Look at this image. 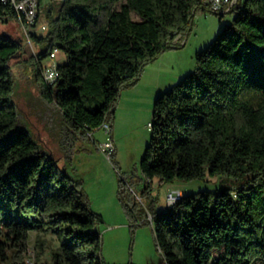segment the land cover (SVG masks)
I'll return each mask as SVG.
<instances>
[{
	"label": "trees",
	"instance_id": "16d2710c",
	"mask_svg": "<svg viewBox=\"0 0 264 264\" xmlns=\"http://www.w3.org/2000/svg\"><path fill=\"white\" fill-rule=\"evenodd\" d=\"M200 9H207L203 0H63L47 13L43 35L36 32L38 15L30 32L37 51L25 60V43L0 34V264H26L31 232L38 233V262L46 251L41 236L50 235L59 243L51 264H107L103 220L83 181L62 170L19 119L12 62L20 58L73 140H93L104 124L112 135L121 94L139 82L147 64L189 36ZM230 14L232 21L196 53V70L156 97L141 177L119 179L128 219L152 225L165 264L264 262V0H238ZM12 20L20 24L0 2V22ZM55 48L67 60L58 62L59 77L49 85L42 62ZM207 176L237 184L182 193L164 213L138 200L151 197L156 179Z\"/></svg>",
	"mask_w": 264,
	"mask_h": 264
},
{
	"label": "rangeland",
	"instance_id": "374dc122",
	"mask_svg": "<svg viewBox=\"0 0 264 264\" xmlns=\"http://www.w3.org/2000/svg\"><path fill=\"white\" fill-rule=\"evenodd\" d=\"M63 0H41L38 34L40 27L48 24L47 13L51 8L57 9ZM124 3H120L118 8ZM132 19L139 18L132 14ZM233 19L232 14L220 18L209 10H198L194 19L192 31L187 37L186 47L176 42L178 46L162 53L156 60L145 66L139 82L131 89L125 90L120 97L115 111L112 135L104 130L93 134V140H73V133L65 123L61 112L53 104H48L37 88L28 78L26 70L21 68L19 61L35 56L37 51L34 42H29L21 24L17 21L0 22V34H7L25 43L27 55L15 59L14 74L16 88L14 99L19 110V119L32 132L43 150L59 160V166L73 178L82 180L84 192L88 196L92 210L101 216L103 222L99 226L102 241V257L107 264H165V260L157 247L156 237L149 222L131 224L118 197L119 179L128 183L131 178L141 177L140 164L147 146L150 144L151 132L149 124L153 117V105L158 94L177 85L187 74L194 72L196 51L194 44L200 50L213 42L221 29ZM185 38V39H187ZM193 49V50H192ZM67 58L63 52L58 54L57 61L64 64ZM43 67H50L52 62L46 58ZM183 72V77H180ZM107 138H113L115 146V165L100 150L98 143L104 144ZM96 142V143H94ZM237 184L225 177L207 176L204 180L180 181L160 184L154 180L151 197L138 200L156 211H167V201L170 194L178 192L184 195L201 191H215L221 187H232ZM152 198V199H151ZM149 220H150V216ZM112 225L116 227L111 228ZM37 232L29 235L26 264H51L52 254L59 247L53 236H41L45 239L44 256L36 260ZM224 249L215 251L216 259L224 256ZM256 264H264L257 261Z\"/></svg>",
	"mask_w": 264,
	"mask_h": 264
},
{
	"label": "built area",
	"instance_id": "2783aa9c",
	"mask_svg": "<svg viewBox=\"0 0 264 264\" xmlns=\"http://www.w3.org/2000/svg\"><path fill=\"white\" fill-rule=\"evenodd\" d=\"M0 2L5 6H10L13 8L18 16V20L21 24V28L24 31L29 42L30 32L33 26L36 25V20L40 14L41 0H0ZM238 3V0H203V5L214 15L225 16L230 14L231 9ZM38 29H36L37 31ZM41 32L46 31V25L40 27ZM184 44V43H183ZM60 50L58 48L53 49L49 55V59L52 62L50 67H44L42 71L43 79L49 85H53L59 77L58 73V54ZM151 124H149V128ZM103 130L109 134L110 126L108 124L103 125ZM100 150H102L108 159H111V155L115 150L113 140L107 138L104 144L100 145ZM182 197V193L170 194L167 201V209H170L177 201Z\"/></svg>",
	"mask_w": 264,
	"mask_h": 264
},
{
	"label": "crops",
	"instance_id": "0c3cea01",
	"mask_svg": "<svg viewBox=\"0 0 264 264\" xmlns=\"http://www.w3.org/2000/svg\"><path fill=\"white\" fill-rule=\"evenodd\" d=\"M181 41H182V44L180 45V47L181 46L186 47L188 45V42H189L188 38L187 39H184V40H181ZM193 49H195V51L197 53L199 51V49H200V46H198V44L195 43L194 46H193ZM183 75H184L183 72H180V75L179 76L180 77H183ZM113 127H114V125H113ZM114 227H116V226L115 225H112L111 226V228H114Z\"/></svg>",
	"mask_w": 264,
	"mask_h": 264
}]
</instances>
